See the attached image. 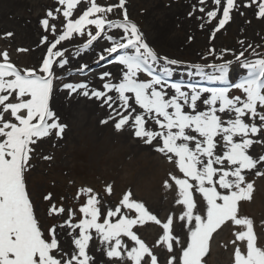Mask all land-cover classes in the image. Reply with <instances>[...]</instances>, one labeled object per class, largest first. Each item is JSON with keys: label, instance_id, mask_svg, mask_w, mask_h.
<instances>
[{"label": "snow or ice", "instance_id": "obj_1", "mask_svg": "<svg viewBox=\"0 0 264 264\" xmlns=\"http://www.w3.org/2000/svg\"><path fill=\"white\" fill-rule=\"evenodd\" d=\"M207 2L198 0L201 7L194 11L205 14V24L217 20L212 39L231 21L234 10L244 14L242 7L264 21V0H211L215 7L205 11ZM56 3L39 21L52 39L42 37L46 49L38 65L21 68L8 51L0 52V264H160L153 248L166 254V264H205L214 234L224 226L234 229L229 242L232 264H264V241L253 219L241 215V207L253 200L255 192L250 177H264V155L253 154V145L264 143V58L255 50L256 58L246 57L251 45L232 53L234 60H224L229 50L217 56L210 48L209 55L223 62L191 65L194 72L188 71V76L219 86L175 82L182 62L158 54L148 44L129 18L127 0ZM82 4L86 7L78 12ZM77 38L83 43L76 54L105 41L93 62L114 64L120 74L100 73L99 89L87 82H65L63 89L69 96L99 101L108 111L100 123L111 122L116 132L131 131L172 164L163 187L173 191L178 215L162 221L134 199L131 190L115 207H105L92 188H81L76 199L86 200L78 212L69 209L65 215L64 207L50 205L47 215L62 217V223L44 227L37 216L26 173L34 146L49 138L62 139L67 127L51 106L56 82L64 78L58 73L83 75L91 70L86 63L74 73L67 68L70 58L63 45ZM234 63L247 73L235 83L229 79ZM112 192V185H106L105 194ZM44 199L50 201L51 194ZM177 221L186 229L184 239L174 232ZM149 222L161 229L151 247L136 231ZM92 247L102 253L101 259L90 254Z\"/></svg>", "mask_w": 264, "mask_h": 264}, {"label": "rangeland", "instance_id": "obj_2", "mask_svg": "<svg viewBox=\"0 0 264 264\" xmlns=\"http://www.w3.org/2000/svg\"><path fill=\"white\" fill-rule=\"evenodd\" d=\"M98 2L115 3L118 0ZM57 6L56 0H0V52L8 51L12 61L21 68L38 65L46 49L42 37L47 35L52 39L50 33L44 32L39 21L45 18L47 11ZM85 7L84 4L79 6L78 12ZM199 7L198 0H127L129 18L138 25L148 44L158 54L182 62L174 74L175 82L189 81L207 87L217 85L201 81L195 75L188 76V71L194 72L191 65L223 62L209 55L210 48L215 49L217 56L227 49L229 52L224 55V60H234L232 53L239 54L251 45L245 51V56L256 58L253 56L255 50L260 58H264V54H260L264 51V21L255 19L251 9L242 7L240 11L243 15L234 10L231 21L212 39L211 30L217 20L205 24V14L194 11ZM204 7L208 11L215 6L208 0ZM54 23H57L59 30V21ZM201 24H204L203 28ZM7 33H12V36L7 37ZM240 41L244 42L243 46ZM82 43L81 38L64 42L63 47L68 49L66 57L76 52ZM101 48L95 51L99 53ZM18 49L28 51L19 52ZM58 74L68 77L67 82L79 83L100 72L86 71L79 75L60 70ZM246 74L245 69L234 63L229 79L235 83ZM62 81L57 80L54 95L61 88ZM71 103L77 104L75 100H71ZM69 106L65 105V110ZM88 111L90 117L67 115L69 120L67 118L65 124L68 127L62 139L49 138L34 146L36 151L32 154L31 168L26 173V184L44 227L63 222L62 217L47 215L52 204L64 207L65 215L69 209L78 212L79 206L86 200L84 196L76 199L81 188H92L102 198L105 207H115L122 194L131 190L133 198L144 202L162 221L170 214L178 215L179 208L175 205L173 191L163 187L169 172L173 170L172 164L150 145L135 139L131 131L116 132L110 123L95 129L98 120L95 118L99 115L94 110ZM253 150L255 156L264 155V143L253 145ZM45 156L51 159H44ZM250 179L255 180V192L253 200L241 207V215L253 219L255 230L264 241V177L252 176ZM109 184L113 188L111 196L105 194V187ZM49 194L52 199L45 200L44 197ZM136 231L150 247L161 234L159 226L151 222L138 227ZM233 231V228L224 226L214 234L205 264H232V245L229 242L234 239ZM174 232L182 239L186 237V229H182L178 221L174 224ZM64 243L67 244V240ZM96 243L93 241V244ZM153 251L158 254L160 264H166V254L160 248H153ZM90 254L98 260L102 257L96 247L91 248Z\"/></svg>", "mask_w": 264, "mask_h": 264}, {"label": "bare ground", "instance_id": "obj_3", "mask_svg": "<svg viewBox=\"0 0 264 264\" xmlns=\"http://www.w3.org/2000/svg\"><path fill=\"white\" fill-rule=\"evenodd\" d=\"M101 46H102V48H101ZM103 46H105V43L103 40H101L94 45L93 49L87 51L86 53L76 54L77 51L74 52L69 57L70 63H69V65H67V68L71 69V70L76 69L81 64L86 63L89 65V67L91 69L90 72H93L96 70L99 71L100 73H102L104 71H110L113 73V76L119 75L120 73L118 71V66H116L114 64H107L105 62H101L100 64H96L93 62L96 59V55L98 54V52H96L95 49H98V48L103 49ZM37 51H38V49H37ZM98 77H99V74H96L95 76H91L88 79H86L85 82L89 83L91 88L99 89L102 86V82H100ZM67 80H68V77L63 78L61 88L53 96V100H52V102H53L52 108L54 105L53 110L56 112L57 116L59 117L60 122L63 124L67 123L68 116H73V115H80L81 118H85L86 115L90 117V114H89L90 112L88 110H94L95 114L99 115L95 118V119H98L96 121L95 129H97L99 126L103 125L102 123H100V121L102 120V118L105 119L108 116V111L106 110V108L100 107L99 101L89 99V98L84 97L82 95L73 94V95L69 96L67 94V92L62 87L63 83L67 82ZM188 82L189 81L184 82V83H188ZM214 86H217V85H213V87ZM72 98H74V99H72ZM71 100H73V101L75 100L77 104L71 103ZM65 105H70L68 110H65V108H64ZM68 120H69V118H68ZM110 125H112L111 122H110ZM67 127H68V125H67ZM105 127H107V126H105Z\"/></svg>", "mask_w": 264, "mask_h": 264}]
</instances>
